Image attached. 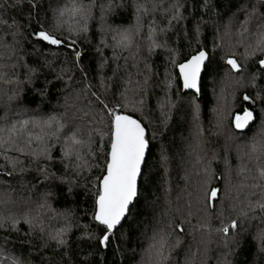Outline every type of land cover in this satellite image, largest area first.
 I'll return each mask as SVG.
<instances>
[{
    "label": "snow or ice",
    "instance_id": "6c2138e0",
    "mask_svg": "<svg viewBox=\"0 0 264 264\" xmlns=\"http://www.w3.org/2000/svg\"><path fill=\"white\" fill-rule=\"evenodd\" d=\"M97 5L98 0H0V61L18 57L16 63H0V79L13 83L7 79L5 69L10 68L15 74L16 68L21 67L25 69L26 79H17L15 83L23 86L25 97L32 93L30 101L21 97L19 91L8 96L9 104L0 118L4 121L0 124V158L5 161L0 168L5 169V176L18 177L21 188L30 196L39 195L34 216L30 211L19 217L0 214V229L7 225L8 231L19 234L17 225L21 219L28 225L19 241L20 247L12 250L17 254L0 255V264H53L50 257H44L49 250L60 255L61 264H72L73 236L77 249L85 252L81 264H117L116 257H123L122 241L142 226L144 221L139 217L146 214L149 207L155 209V202L151 205L146 202L143 186L154 174L150 153L157 131L153 129L149 139L151 121L137 118L133 113H143L151 82L159 75L154 65L161 53L166 93L177 97L176 103H172L170 97L160 102L162 110L165 104L169 110L164 113L167 117L165 127L168 119H172L169 114L172 109L181 120L192 115L193 121H198L200 104L197 99L203 94L204 76L209 75L215 85L223 74L221 82L234 89L233 107L239 105L228 121L235 130L234 134L229 133L228 139L251 134V151L245 152V156L255 163L253 168L241 165L240 171L255 170L250 177L252 183L245 186L260 189V192L252 191L244 200L233 197L232 168L227 156L223 160L225 171L219 176L212 171L209 162L197 191L195 211L189 203L187 215L177 208L179 218L153 227L144 264H169L171 253L185 247L189 255L184 264H196L197 255L207 258V264H211L209 254L217 252L216 264H239L238 258L249 246L255 247L258 258L253 264H260L264 261V0L216 3L218 10L226 9L218 11L221 19L229 13L232 15L223 25V34L219 27L216 28L211 48L201 31L202 17L191 30L183 25L185 21L190 22V17L194 18L195 0L189 16L184 15L188 6L183 0L168 3L164 0H107L106 4L99 3V39L92 31ZM203 7L207 9L208 3ZM10 10L15 13L10 17L11 22L6 16ZM239 16L244 17L238 32L241 39L233 44L232 21ZM126 17L131 18L130 23L125 24ZM165 22L166 26H161ZM246 34L251 37L247 43L243 39ZM185 41L192 49L187 55L181 52ZM241 45L245 50L238 54L236 48ZM107 49H111V58L106 56ZM125 52L128 55H123ZM120 60L124 61L123 65ZM113 63L115 67L109 76L105 69ZM130 67L143 79L133 81ZM94 79L98 84L93 83ZM117 81L122 88H118ZM133 83L134 88L130 87ZM237 90H242L240 96ZM189 91L194 95L187 96L186 107L182 108ZM129 93L139 96V100L131 99ZM54 98L63 108L62 112L51 107L50 101ZM12 101L29 104L39 111L29 119L11 120L8 111H12ZM45 112L46 116L41 115ZM216 115L215 126L221 129L226 113L218 108ZM258 115L259 125L254 131ZM201 134L202 129L197 124L196 147L200 146ZM57 145L58 163L63 168L60 175L49 170V164L56 162L53 150ZM9 151L35 163L36 175L31 180L25 181V173L31 169L20 167L19 173L16 172L23 162L9 157ZM160 151L164 158V149ZM96 169L99 173L95 178L85 176L86 172ZM213 180H224V188L213 186ZM78 189L83 191L78 192ZM80 195L84 197L82 213L88 220L83 225L79 223L77 210L65 208L57 212L52 206L54 198L59 202L68 197L78 199ZM142 199L145 200L143 210ZM45 208L52 213L49 220L59 217L64 221L63 226L46 227L39 211ZM193 216L197 217L196 224H192ZM125 225L127 232L117 238V231ZM74 229L81 230V234L76 235ZM37 240L39 244L35 243ZM5 242H8L7 237ZM213 244L215 249L211 247ZM110 249L112 260L108 259ZM200 264H205V260Z\"/></svg>",
    "mask_w": 264,
    "mask_h": 264
},
{
    "label": "trees",
    "instance_id": "16d2710c",
    "mask_svg": "<svg viewBox=\"0 0 264 264\" xmlns=\"http://www.w3.org/2000/svg\"><path fill=\"white\" fill-rule=\"evenodd\" d=\"M165 3L172 2V0H164ZM188 6V12H185V16H189V13L193 11V0H183ZM207 2L209 7L205 9L203 4ZM226 4L227 0H195L196 11L194 14V18L190 17V22H183L184 26H187L190 30L194 26V24L203 18L204 23L201 24V31L207 37V44L209 48H211L213 36L215 34V30L219 27L221 34H223L224 28L223 25L228 22L229 17L232 13H229L228 16H224L223 19L217 14L218 11H224L226 9L218 10L215 7L216 3ZM99 3H107V0H98V5L96 9H94V14L96 16V20L93 22L94 27L92 28L93 33L95 34V38L99 39V17H100V9ZM150 6V5H149ZM236 9L233 8L232 12H235ZM15 13L13 11H8L6 16L9 18V22H11L10 17ZM160 13H157V19L159 21ZM244 20L243 16H239L237 19L232 21L233 31H232V40L233 44H237L241 37L238 35V32L241 28V23ZM125 24L131 22L130 17L125 18ZM161 26H166V22L161 24ZM146 31V29H145ZM245 42H249L251 37L247 34L243 37ZM254 42V41H253ZM195 45H193L194 47ZM244 47L238 46L236 51L238 54H242L244 52ZM192 51L187 47V42H183V47L181 48V52L183 55H187ZM2 53V50H0ZM106 56L111 58L112 52L111 49L105 50ZM123 55H128L125 52ZM239 57V55H238ZM27 59V57H26ZM240 59V58H238ZM18 57L13 58L11 61H0V63H16ZM30 62V61H29ZM23 63V62H21ZM119 63L121 65L124 64L123 60H120ZM131 63V62H130ZM93 68L95 67V62H92ZM115 67V64H110L109 67L105 69L107 75H112V68ZM143 68V65H141ZM169 70H171V65H168ZM154 69L158 70V77H154L151 86L149 88L148 95L145 97L146 104L143 108V113L136 112L133 115L137 118L144 119L145 121H151L149 125V139H151L152 130L155 129L157 131L156 139L153 141L155 145L150 153V160L154 164V174L150 179V182L143 186V196L147 198V203L149 205L152 202H155V209L153 211L152 207H149L147 213L141 215L139 217L140 220L144 221L142 226L139 229L134 230L131 233L129 239L122 241L120 247L123 252V257L117 256V264H139L143 251L145 249V236L150 238L152 236L153 227H161L166 225L170 220L174 217L179 218V215L176 212V209L179 208L183 211L184 215H187L188 205L191 203L193 205L192 210L195 211V199L197 195L198 188L202 182L205 166L211 162L212 171L219 176L222 172L225 171V165L223 163L224 157L227 156L229 165L232 168V173L230 176L231 183L233 185L232 196L239 197L240 200H244L245 197L249 196V193L252 191L260 192V189H251L250 187H246L245 185H250L252 180L250 177L255 174V170L252 172H248L247 169L244 172L240 171L241 165H247L248 168H253V164L255 161L250 162L249 157L245 156V152H250L251 149L249 145L251 144V134L248 137L240 138L237 136H233L232 140L228 139L229 133H235V130L231 128L228 121L231 119L232 113L236 111L239 105L233 107L235 101L232 95L234 91L233 88H228L227 93L224 98L226 101V105L224 106L223 111L226 113L224 126L221 129L216 128V121H213L212 112L215 108V94L219 93V89L222 84V88L225 87L224 83L221 82L222 75L217 78V82L214 85L212 83L211 77L209 75L204 76L202 82V95L197 99V102L200 104V118L198 121H193L192 115H189L186 120H181L180 115L176 113L175 109H172L169 113L172 116V119H168L167 127H165L164 121L167 118L164 113H168V106L165 104L164 109H161L160 102L165 101L168 97H170L172 103L177 102V97L174 94L166 93V89L164 87L165 80V64H164V56L163 53L159 57L156 58V64L154 65ZM7 71L8 80H12L13 83H7L4 79H0V118L5 115L6 105L9 104L8 96L13 95V93L19 91L21 97H25V91L23 86L17 85L15 81L17 79L24 80L26 76L24 75L25 69L21 67H17L15 70V74H13L12 70L5 69ZM129 71L133 74V81L142 80V76L136 75L135 68H129ZM124 73L121 72V75ZM174 75H178L177 73H173ZM67 78V77H66ZM93 83L98 84V80L94 79ZM118 88H122V85L119 81H117ZM130 87H135L133 83ZM242 90H237V96H240ZM184 94L183 92L181 93ZM252 95L255 93L252 92ZM194 93L188 92L185 96L184 103L182 104V108L186 107L187 96H193ZM53 96H56V90L53 89ZM131 99L139 100V96L133 97L132 93H129ZM27 100L32 99V93H27ZM62 104V99L60 101ZM50 105L52 108H57L58 111H63L62 107H59L57 104V100L54 98L50 101ZM12 111H8V114L11 116L10 119H13V116H18L21 119H29L36 115V112L39 109H34V106H30L26 103H19L17 101L11 102ZM31 113V115L27 114ZM257 113H259V106L257 105ZM48 113H41V115L46 116ZM21 115V116H19ZM19 120V118H16ZM259 115L257 116V122L253 125V130L255 131L257 126L259 125ZM4 121L0 119V124H3ZM199 124L202 129V134L199 139V147L197 145V137H196V125ZM37 131V130H33ZM162 133V135H161ZM63 139V138H62ZM98 139V138H97ZM259 139V137H257ZM35 146V145H33ZM164 149L163 156L161 157L160 149ZM243 150V151H242ZM55 156V163L49 164L50 171H56L57 175H60L63 172V168L59 165V145L53 150ZM11 155L13 158H17L21 160L23 163L17 167L16 172L19 173L20 167L31 169L30 172L25 173V181L31 180L33 176L36 175L35 163H31L28 157L22 156L15 151H9L7 155ZM43 163V162H42ZM0 164H5V161L0 158ZM238 169V170H236ZM10 170V169H8ZM236 170V171H235ZM5 169L0 168V214L9 215L13 214L16 216H22L23 212L30 211L34 216L37 213L35 201L39 199V195L30 196L29 193L21 188V183L18 177H8L5 176ZM99 170H93L91 173H85V176H89L90 178H95L98 175ZM51 183V182H49ZM225 181L224 180H213V186H219L221 189L224 188ZM236 189H235V187ZM78 192H82V189H78ZM221 196H223V191H221ZM255 199V197H250ZM84 197L80 195L79 198L68 197L67 200L60 199L59 202L54 198L52 201L53 208L59 212L64 210L65 208H71L73 210H77V216L79 223L81 225L88 223V220L84 218L82 209L84 207L83 204ZM145 204V200L141 201V208L143 210V205ZM91 207V205H89ZM42 213L41 218L44 220L46 227H61L64 224V221L61 218H57L56 220H49V217L52 215L51 211L47 208L39 210ZM159 222V223H158ZM197 223V217H192V224ZM19 228V234L15 231H8V226L6 225L4 229H0V255H13L17 253H13V248H19V241L23 237V234L28 230V225L23 223L21 219V223L17 225ZM127 225L117 231L116 236L119 238L122 233L127 232ZM256 228L253 227V231ZM76 235L81 234V230H76ZM199 234H197L198 237ZM5 237L8 238V242H5ZM73 240L72 244V264H81V261L84 258L85 252L77 249L75 244V236L71 238ZM189 240L191 237L188 238ZM36 244H39V241H35ZM113 246H115V241ZM213 249H215V245H211ZM195 247H193L194 251ZM177 251H179V255H177ZM171 253V260L169 264H176V261L179 260L180 264H183L184 259L186 257V253H188L187 248L185 247L182 251L177 250ZM38 255V253H34ZM165 254L168 252L166 250ZM211 264H216V255L215 253H210ZM44 257H50L53 261V264H61V257L58 254H54L51 250L44 253ZM108 259L112 260L111 249L108 251ZM205 260V264H207V258H203L201 255H197L196 264H200L201 260ZM258 259L255 255V247H246L244 252L238 258L239 264H253V262ZM260 264H264V261H261Z\"/></svg>",
    "mask_w": 264,
    "mask_h": 264
},
{
    "label": "rangeland",
    "instance_id": "374dc122",
    "mask_svg": "<svg viewBox=\"0 0 264 264\" xmlns=\"http://www.w3.org/2000/svg\"><path fill=\"white\" fill-rule=\"evenodd\" d=\"M238 58H241L240 56L238 57ZM221 89H222V84H221V87H220V89H219V93H217V94H215L216 96H215V108H214V110H213V112H212V118H213V121H216V119H217V115H216V110L219 108V109H221L222 111H223V109H224V106L226 105V101H225V98H224V96H225V94L227 93V91H228V88L226 89V87H224L223 88V92H221ZM27 114H29V113H27ZM9 116H11L10 114H8ZM29 115H31V113L29 114ZM19 116H21V115H19ZM22 117V116H21ZM16 118H19V120H20V117H18V116H13V119L14 120H18V119H16ZM243 151V150H242ZM8 156L9 157H12L11 155H9L8 154ZM236 170H238V169H236ZM235 170V171H236ZM235 187V186H234ZM235 189H236V187H235ZM195 209V208H194ZM199 236V235H198ZM151 238V237H150ZM150 238H147L146 236H145V238H144V244H145V249H144V253H143V255H142V258H141V260H140V262H139V264H144V259H145V250L148 248V246H149V244L152 242L151 241V239ZM215 245V244H214ZM194 251H195V249H194ZM215 254H217L216 255V258H218V256H219V253L217 252V253H215ZM186 256L187 255H189V253H186L185 254ZM217 261V260H216ZM183 264H184V262H183Z\"/></svg>",
    "mask_w": 264,
    "mask_h": 264
},
{
    "label": "water",
    "instance_id": "95a60500",
    "mask_svg": "<svg viewBox=\"0 0 264 264\" xmlns=\"http://www.w3.org/2000/svg\"><path fill=\"white\" fill-rule=\"evenodd\" d=\"M178 74V73H177ZM190 92V91H189Z\"/></svg>",
    "mask_w": 264,
    "mask_h": 264
}]
</instances>
